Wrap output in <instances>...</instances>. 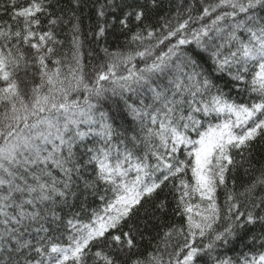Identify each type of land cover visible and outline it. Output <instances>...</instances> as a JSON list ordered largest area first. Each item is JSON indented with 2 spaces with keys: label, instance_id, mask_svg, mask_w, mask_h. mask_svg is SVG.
<instances>
[{
  "label": "snow or ice",
  "instance_id": "obj_1",
  "mask_svg": "<svg viewBox=\"0 0 264 264\" xmlns=\"http://www.w3.org/2000/svg\"><path fill=\"white\" fill-rule=\"evenodd\" d=\"M0 264H264V0H0Z\"/></svg>",
  "mask_w": 264,
  "mask_h": 264
}]
</instances>
